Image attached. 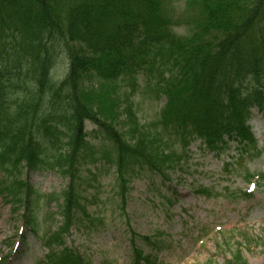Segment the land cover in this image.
I'll list each match as a JSON object with an SVG mask.
<instances>
[{
	"label": "trees",
	"instance_id": "trees-1",
	"mask_svg": "<svg viewBox=\"0 0 264 264\" xmlns=\"http://www.w3.org/2000/svg\"><path fill=\"white\" fill-rule=\"evenodd\" d=\"M174 1L0 0V200L36 238L37 210L56 205L61 221L39 239L49 251L40 264H88L65 245L71 229L93 223L83 165L113 166L127 185L142 170L169 180L196 141L216 155L230 143L255 149L247 123L253 109L264 117V0H187L178 17ZM141 87L165 100L149 126L132 100ZM41 172L66 188L36 192L28 176ZM133 253V264H156Z\"/></svg>",
	"mask_w": 264,
	"mask_h": 264
},
{
	"label": "rangeland",
	"instance_id": "rangeland-1",
	"mask_svg": "<svg viewBox=\"0 0 264 264\" xmlns=\"http://www.w3.org/2000/svg\"><path fill=\"white\" fill-rule=\"evenodd\" d=\"M186 1H174L177 17ZM175 32L185 33L181 27ZM62 63L59 56L58 67ZM132 100L140 124L147 126L158 120L165 103L144 87ZM85 126L88 134L95 130L89 123ZM248 126L255 149L247 155L234 143L216 155L196 141L189 147L187 164L169 180L142 170L125 185L116 180L113 166L83 165L79 193L90 202L85 205L93 223L71 229L66 247L88 264H133L135 249L154 257L156 264H226L236 255L240 264H264V182L259 181L264 176V117L256 109ZM99 137L91 134L87 141L98 148ZM28 183L46 197L59 195L68 184L50 172L30 173ZM198 188L210 190L212 196L196 195ZM56 214L55 204L37 210L38 237L59 226ZM24 222L22 213L13 215L0 200V264H40L48 256Z\"/></svg>",
	"mask_w": 264,
	"mask_h": 264
}]
</instances>
